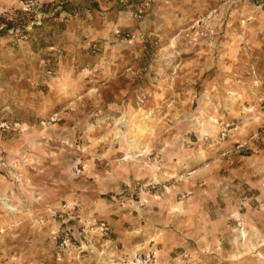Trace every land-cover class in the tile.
<instances>
[{
	"label": "rangeland",
	"instance_id": "1",
	"mask_svg": "<svg viewBox=\"0 0 264 264\" xmlns=\"http://www.w3.org/2000/svg\"><path fill=\"white\" fill-rule=\"evenodd\" d=\"M44 10L0 20V264H264V0Z\"/></svg>",
	"mask_w": 264,
	"mask_h": 264
},
{
	"label": "built area",
	"instance_id": "2",
	"mask_svg": "<svg viewBox=\"0 0 264 264\" xmlns=\"http://www.w3.org/2000/svg\"><path fill=\"white\" fill-rule=\"evenodd\" d=\"M70 0H19L20 5L16 8H5L0 5V20H5L7 18H11L16 10H21L23 13L31 14L33 13L36 16V19L39 20L37 23H40L44 16H47L46 10H44V6L51 2H68ZM143 9H139L135 14L137 17L142 16ZM7 26L6 22L0 23V31ZM12 30V29H11ZM129 36V34H127ZM101 230L107 232L109 227L103 225ZM69 236V235H68Z\"/></svg>",
	"mask_w": 264,
	"mask_h": 264
},
{
	"label": "crops",
	"instance_id": "3",
	"mask_svg": "<svg viewBox=\"0 0 264 264\" xmlns=\"http://www.w3.org/2000/svg\"><path fill=\"white\" fill-rule=\"evenodd\" d=\"M17 1L18 0H0V5L1 6H15L16 4H17ZM77 24H79V23H77ZM84 25H86V22H85V24ZM86 30V29H85ZM84 30V31H85ZM83 31V32H84ZM91 33V32H90Z\"/></svg>",
	"mask_w": 264,
	"mask_h": 264
},
{
	"label": "bare ground",
	"instance_id": "4",
	"mask_svg": "<svg viewBox=\"0 0 264 264\" xmlns=\"http://www.w3.org/2000/svg\"><path fill=\"white\" fill-rule=\"evenodd\" d=\"M3 190H4V188H3ZM6 190V189H5ZM8 199V198H7ZM5 200V199H4ZM3 203V202H2ZM4 204L6 205V206H8L10 209H12V210H16L17 208L16 207H14V206H10V204H8V203H5L4 202ZM7 208V207H6ZM235 259V258H234Z\"/></svg>",
	"mask_w": 264,
	"mask_h": 264
}]
</instances>
